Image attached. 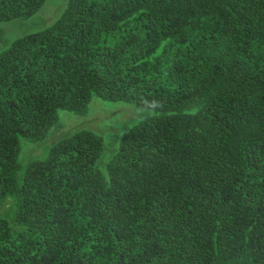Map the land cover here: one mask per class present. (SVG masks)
<instances>
[{
    "label": "trees",
    "instance_id": "1",
    "mask_svg": "<svg viewBox=\"0 0 264 264\" xmlns=\"http://www.w3.org/2000/svg\"><path fill=\"white\" fill-rule=\"evenodd\" d=\"M94 96L149 112L20 173L18 137ZM0 264H264V0H66L2 47Z\"/></svg>",
    "mask_w": 264,
    "mask_h": 264
},
{
    "label": "rangeland",
    "instance_id": "2",
    "mask_svg": "<svg viewBox=\"0 0 264 264\" xmlns=\"http://www.w3.org/2000/svg\"><path fill=\"white\" fill-rule=\"evenodd\" d=\"M66 0H45L41 8L32 16L16 17L7 21L0 22V49L11 39L24 33L38 30L51 23L58 15ZM148 109L139 108L135 104L122 100H105L99 97H92L84 114H76L65 110H59L58 122L52 127L47 136L40 141L30 142L19 136L20 150L18 161L20 163L19 172L23 165L30 159H41L45 156L49 146L60 137L67 136L74 131L86 128L100 133L106 146L112 137L120 132L122 127L137 122L141 117L148 113ZM117 139V145H118ZM104 153V151H103ZM100 156L99 168L104 171L106 155ZM7 203L2 204V208Z\"/></svg>",
    "mask_w": 264,
    "mask_h": 264
}]
</instances>
